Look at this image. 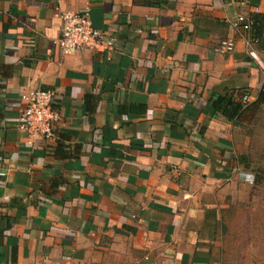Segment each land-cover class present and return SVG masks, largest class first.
Wrapping results in <instances>:
<instances>
[{
	"label": "crops",
	"instance_id": "crops-1",
	"mask_svg": "<svg viewBox=\"0 0 264 264\" xmlns=\"http://www.w3.org/2000/svg\"><path fill=\"white\" fill-rule=\"evenodd\" d=\"M84 11L114 47L63 56L59 15ZM263 13L264 0H0V264H224L225 224L264 264L248 173L264 51L227 23ZM34 90L55 93L59 122L33 144L18 123ZM227 95L249 98L232 122L212 105Z\"/></svg>",
	"mask_w": 264,
	"mask_h": 264
},
{
	"label": "built area",
	"instance_id": "built-area-1",
	"mask_svg": "<svg viewBox=\"0 0 264 264\" xmlns=\"http://www.w3.org/2000/svg\"><path fill=\"white\" fill-rule=\"evenodd\" d=\"M61 21L60 36L55 45L63 56H70L79 50H91L96 52H110L114 47V41L96 32L89 20L87 11L62 12L59 15ZM230 28L234 32L250 30V22L244 16L238 15L233 20H228ZM235 49L234 39L222 40L216 49L219 53L229 54ZM262 108L264 111V86ZM20 99L24 103V109L19 115L18 130L27 134L30 143L50 141L54 136V129L59 122V117L53 108L55 93L50 90H34L23 94ZM247 96L242 97V103H248Z\"/></svg>",
	"mask_w": 264,
	"mask_h": 264
},
{
	"label": "rangeland",
	"instance_id": "rangeland-1",
	"mask_svg": "<svg viewBox=\"0 0 264 264\" xmlns=\"http://www.w3.org/2000/svg\"><path fill=\"white\" fill-rule=\"evenodd\" d=\"M259 127L262 134L256 136L258 142L253 145L252 152L249 150L255 161L260 163V166L249 167L248 173L254 177V180L258 181L255 183L257 187L264 191V121L260 122ZM248 233V231L236 232L233 224L231 226L225 224L221 230L215 231L216 237L218 236L216 241H218L219 255L224 264H257L256 251H254L257 248L252 246L251 238L247 237ZM253 251L254 253H252Z\"/></svg>",
	"mask_w": 264,
	"mask_h": 264
},
{
	"label": "trees",
	"instance_id": "trees-1",
	"mask_svg": "<svg viewBox=\"0 0 264 264\" xmlns=\"http://www.w3.org/2000/svg\"><path fill=\"white\" fill-rule=\"evenodd\" d=\"M250 31L253 39L259 44V48L264 51V13L252 15L249 19ZM260 103H263V94L260 96ZM213 107L226 120L232 122L236 120L243 110V103L236 101L232 95L219 97L214 100Z\"/></svg>",
	"mask_w": 264,
	"mask_h": 264
},
{
	"label": "clouds",
	"instance_id": "clouds-1",
	"mask_svg": "<svg viewBox=\"0 0 264 264\" xmlns=\"http://www.w3.org/2000/svg\"><path fill=\"white\" fill-rule=\"evenodd\" d=\"M249 179H251V178L249 177Z\"/></svg>",
	"mask_w": 264,
	"mask_h": 264
}]
</instances>
